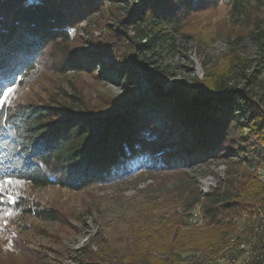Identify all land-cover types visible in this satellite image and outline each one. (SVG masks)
<instances>
[{"label":"trees","instance_id":"obj_1","mask_svg":"<svg viewBox=\"0 0 264 264\" xmlns=\"http://www.w3.org/2000/svg\"><path fill=\"white\" fill-rule=\"evenodd\" d=\"M220 1L0 0V89L21 83L38 59L47 56L62 74L86 72L99 81H111L110 73L115 72L116 81L127 91L125 98L98 97L103 101L96 109L75 101L0 105V181L80 191L120 182L140 168L184 173L187 166L235 155V162L227 165L226 180L207 194L195 181L183 178L186 210L200 204L206 233L181 230V224H190L185 215L160 219L143 232L151 243L145 248L146 264H179L174 252L179 246L206 249L233 232L231 221L224 219L244 208L264 211V186L256 170L246 165L237 173L244 162L257 166L264 161L258 154V148L264 151V100L257 90L264 89L258 77L264 69V21L254 13L264 0L254 1L255 5L231 0L230 10L239 24L250 26L254 17L247 28L257 49L253 58L233 52L223 69L205 67L202 79L180 89L163 92L158 85L143 84L155 75L147 54L175 49L178 38L187 42L186 21ZM85 19L88 24L83 27ZM94 24L102 28L100 37L93 39L90 31L84 36L83 31ZM137 85L143 96L135 98ZM166 111L170 115L160 127L153 115ZM252 139L257 148L248 145ZM37 215L57 219L51 209L37 210ZM74 259L75 264L106 263L101 254L86 250Z\"/></svg>","mask_w":264,"mask_h":264},{"label":"rangeland","instance_id":"obj_2","mask_svg":"<svg viewBox=\"0 0 264 264\" xmlns=\"http://www.w3.org/2000/svg\"><path fill=\"white\" fill-rule=\"evenodd\" d=\"M249 1L256 4V0ZM259 7L254 13L264 21V6ZM230 8L231 0H221L215 8L192 15L183 29L187 42L178 38L175 49L166 47L158 50L156 55L148 53L150 72L155 75L151 79L145 78L143 84L158 85L163 92L180 89L194 79H202L205 67L223 69L233 52L247 59L253 58L257 49L248 36V29L252 27L254 17L250 19V26L239 24ZM87 24L88 19H85L81 26ZM89 31L93 33V39L102 34V28L95 24L89 26L86 33L83 31L84 36H90ZM82 48L90 46L82 44ZM103 60L105 63L109 61L107 56ZM252 68L253 65L246 72ZM110 75L114 76L113 80L99 81L86 72L58 73L53 69L51 59L44 56L38 59L35 69L21 83L12 87L15 92L11 103L5 105H56L75 101V105L83 102L96 109L103 101L99 98L126 96L127 91L116 81L115 72ZM258 77L264 84V69ZM242 84L240 81L239 86ZM257 90L264 100V89ZM133 96H143L140 85L135 86ZM169 115V111L153 115V121L161 127ZM255 142L252 139L248 145L253 146ZM257 146L259 144L253 148ZM235 160V155L217 158L206 165L187 166L184 173L140 168L120 182L92 185L80 191L55 185L34 187L11 179L12 183L3 184L4 191L0 192V264H75L74 258L82 256L85 250L101 254L105 264H146L144 255L149 250L145 248L151 243L143 232L149 225L158 224L164 217L185 215L190 224H181V230L206 233L208 229L201 213L195 221L191 215L199 203L186 210L188 193L182 192L185 188L183 178L187 176L195 181L202 194L203 191L209 193L226 180L227 165ZM256 164L244 162L237 173L246 165L253 170ZM41 209L54 210L57 219L39 217L37 210ZM243 210L246 209L224 219L231 221L233 226V232L226 239L222 238L203 250L193 251L190 246L176 248L174 252L179 254V264H210L208 254L213 255L216 249L226 246L234 237L237 229L233 218ZM9 212L11 215H7Z\"/></svg>","mask_w":264,"mask_h":264},{"label":"bare ground","instance_id":"obj_3","mask_svg":"<svg viewBox=\"0 0 264 264\" xmlns=\"http://www.w3.org/2000/svg\"><path fill=\"white\" fill-rule=\"evenodd\" d=\"M258 154L264 157V151L261 148H258ZM255 170L264 186V165L258 164ZM207 193L203 191V195ZM192 215L193 220H197L200 215L199 205L194 208ZM233 222H235L237 233L226 246L216 249L212 256L209 254L210 264H242L241 260H234L232 263L230 260L236 259L242 252L243 261H245L243 264H264V211L260 207L253 208L251 212L243 210L240 215L233 218Z\"/></svg>","mask_w":264,"mask_h":264},{"label":"snow or ice","instance_id":"obj_4","mask_svg":"<svg viewBox=\"0 0 264 264\" xmlns=\"http://www.w3.org/2000/svg\"><path fill=\"white\" fill-rule=\"evenodd\" d=\"M0 92L3 93L2 96H0V105L11 103V96L15 92V89L12 87H7L6 90L0 89ZM8 183H12L11 179L0 181V192L4 191V188L2 185L8 184ZM17 183H20V182L17 181ZM0 199H2V197H0ZM13 202H14V200H13ZM7 215H11V213L9 212V213H7Z\"/></svg>","mask_w":264,"mask_h":264},{"label":"built area","instance_id":"obj_5","mask_svg":"<svg viewBox=\"0 0 264 264\" xmlns=\"http://www.w3.org/2000/svg\"><path fill=\"white\" fill-rule=\"evenodd\" d=\"M196 217V214L194 215ZM231 260V263L234 261V260H241L242 261V264L243 262V252L239 254V256L236 258V259H230Z\"/></svg>","mask_w":264,"mask_h":264}]
</instances>
